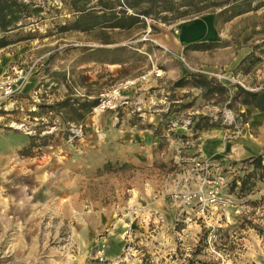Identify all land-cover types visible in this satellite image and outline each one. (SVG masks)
<instances>
[{"label":"rangeland","instance_id":"obj_1","mask_svg":"<svg viewBox=\"0 0 264 264\" xmlns=\"http://www.w3.org/2000/svg\"><path fill=\"white\" fill-rule=\"evenodd\" d=\"M25 1L42 7L40 19L8 33L11 43L0 49V76L13 67L27 72L16 94L20 103H1L0 264H264V179L244 197L228 192V182L243 170L234 163L242 160L238 150H260L264 162L263 145L253 148L263 143L251 126L258 110L244 107L246 122L239 126L241 104L229 108L196 99L185 109L196 92L181 89L170 93L181 101L163 104L170 114L155 128L122 108L133 106L123 105L125 99L165 95L172 80L156 85V69H186L179 55L231 91L239 83L264 89V54L241 74L236 67L194 65L184 52L157 45L161 32L177 34L196 19L210 22L214 51L229 45L236 56L249 53L264 40V5L231 18L214 0L206 11L169 24L147 20L144 27L105 34L61 30L75 19L62 0ZM119 45L124 49L114 50ZM115 89L111 106L93 109L81 125L35 105L65 96L101 100ZM32 108L38 117L29 114ZM218 112V121L231 128L192 130V115ZM29 134L45 144L23 150ZM212 186L218 197L205 204L198 190Z\"/></svg>","mask_w":264,"mask_h":264},{"label":"trees","instance_id":"obj_2","mask_svg":"<svg viewBox=\"0 0 264 264\" xmlns=\"http://www.w3.org/2000/svg\"><path fill=\"white\" fill-rule=\"evenodd\" d=\"M73 11L75 19L73 25L62 24L61 30L75 29L79 31L99 30L107 34V30L122 32L130 30L133 27L147 25V20L156 23L169 24L174 21L188 18L200 14L212 6L214 0H96L94 4L89 5L90 0H62ZM252 0H221L220 13L228 14L231 18L247 11L256 10L264 5V2H257L253 5ZM42 7L39 4L32 5L25 0H0V49L9 45L10 39L8 33L34 24L40 19ZM151 30H157L154 24H149ZM113 43V42H106ZM211 43H198L188 45L185 49L212 48ZM123 46H116L114 50L122 51ZM264 54V40L255 44L252 50L243 57L236 66L235 72L247 74L250 68L262 59ZM122 61H117L121 64ZM66 86V85H65ZM67 87V86H66ZM183 87H192L200 90V93L193 96L191 100L184 103L183 108H189L196 99H200L202 105L212 103L220 104V107L234 108L241 104L253 106L259 111H264V89L250 90L239 84H235V89L231 91L229 86L223 84L214 77H207L203 74L186 72L184 75L173 80L170 89ZM15 95L12 98L20 103ZM15 102V103H16ZM98 95L92 98H70L65 96L62 100L53 104H35L37 108L46 109V112H55L60 115L63 122H76L81 125L85 116L99 104ZM2 104H0V113ZM4 107V106H3ZM32 118H36L35 109L29 111ZM66 112H71L66 117ZM219 112L214 114L192 115L191 128L193 131L207 129L209 127L223 126L228 129L233 126L220 123ZM239 126L246 122V117L242 112ZM38 129V127L33 128ZM39 133V132H38ZM35 135L29 134V141L23 150L30 151L34 147H40L45 144H37ZM47 137H44V139ZM21 150L22 155H27L26 151ZM235 164H240L243 168L242 174L234 175L228 182V192L234 193L237 197L246 196L256 191L257 183L264 179L263 157L258 155L249 156Z\"/></svg>","mask_w":264,"mask_h":264},{"label":"crops","instance_id":"obj_3","mask_svg":"<svg viewBox=\"0 0 264 264\" xmlns=\"http://www.w3.org/2000/svg\"><path fill=\"white\" fill-rule=\"evenodd\" d=\"M209 34H211V24L210 22H204L202 20H191L188 23H185L181 26L178 27V32L175 34L174 32H169V33H162L161 32V37L159 38L160 43H157L158 46L161 48H165L166 46L172 50H175L176 52H184V54L190 58L192 62H194V65H199L200 67H212V68H217L220 65L227 66L230 68H234L238 65L240 60L247 55L248 52H244L242 55L236 56L234 52L230 50L229 45H225L221 48H217V51H214L215 47L212 48H199V49H185L186 46H190L193 44H198V43H212L210 42V37ZM166 45V46H165ZM161 50V53H165V49ZM156 71L160 74H157L154 76L153 81L161 84L164 83L167 79L170 80H175L178 77L184 75L187 72V69L184 68H179L178 66H170L167 65L166 67L163 68H157ZM134 88V87H133ZM135 89H140L137 86ZM181 89V91H195L196 95L200 93V90L197 88H192V87H183V88H177ZM176 89H170V86L166 88L165 95L161 96H156L154 97L151 95H146L147 97L144 100H141L139 98L130 101L128 99H125L123 102V105H133L128 108V106H122L124 110H127L129 112H137V116L141 117V120L143 123L149 124L150 128H155V123H160L161 121L164 120V118L168 117L170 112H168V106H165L163 104H170V103H179L181 100L180 99H175L174 97L170 96V93H175ZM35 92V91H34ZM195 95V96H196ZM151 98L155 99L152 100ZM143 101L141 104L140 102ZM13 102H16L14 99ZM134 103V104H133ZM152 106L153 109L152 111H149V106ZM205 105V104H204ZM145 106L148 107V111H145ZM243 108L240 109V112H244L245 108H247V105H241ZM190 108V107H189ZM147 109V108H146ZM187 109V108H185ZM202 113V112H201ZM174 114V113H173ZM142 115H145L146 118H144ZM165 116V117H164ZM173 118L175 116H172ZM263 123L264 124V111H257L253 117L251 118V126L255 127L257 126L259 135L263 140V143H255L253 145V148L256 146H261L263 145L264 147V125H260ZM253 140V139H252ZM234 148V147H233ZM256 149V148H255ZM260 150H250L248 149V152L244 154L242 150H238L236 152L238 155H242L241 159L251 156V155H257ZM240 159V158H237ZM236 159V160H237ZM258 187V183H257Z\"/></svg>","mask_w":264,"mask_h":264},{"label":"built area","instance_id":"obj_4","mask_svg":"<svg viewBox=\"0 0 264 264\" xmlns=\"http://www.w3.org/2000/svg\"><path fill=\"white\" fill-rule=\"evenodd\" d=\"M179 61L186 67L187 71L191 73L201 74L203 71L200 68L193 67L188 64L183 55L178 56ZM27 78V72L22 68H12V71L0 76V104L4 103L7 100H10L15 96L22 88L24 81ZM239 83V82H238ZM242 85L241 83H239ZM114 95H119L118 89L112 91V94H109L105 99H101L99 104L94 108L104 109L111 106V102ZM225 118L228 119L229 124H232L236 129L239 128L236 125L234 118L229 115V111H225ZM189 121H187L188 123ZM200 164V163H197ZM202 164V163H201ZM201 167V165H200ZM222 179V177H221ZM218 197V189L214 186L209 187L205 192L202 193V190H198V199L204 202L205 204L209 202H216ZM223 264H232V262L225 261Z\"/></svg>","mask_w":264,"mask_h":264}]
</instances>
